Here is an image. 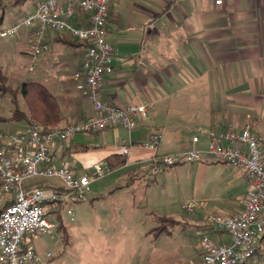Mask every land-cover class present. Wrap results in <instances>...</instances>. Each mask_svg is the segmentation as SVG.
I'll return each instance as SVG.
<instances>
[{
  "label": "crops",
  "instance_id": "obj_1",
  "mask_svg": "<svg viewBox=\"0 0 264 264\" xmlns=\"http://www.w3.org/2000/svg\"><path fill=\"white\" fill-rule=\"evenodd\" d=\"M106 30L115 49L114 69L104 75L101 97L117 106L151 101L149 118L130 131L116 126L77 133L69 142L55 143L50 147L49 164L68 165L80 175L94 162L106 164L105 159L115 154L124 162L113 170L142 174L153 156L193 146L205 148L208 136L202 130L221 129L229 123L238 128L248 124L250 132L260 138L264 155V0H222L220 4L215 0H110ZM20 35L31 40L29 30ZM58 35L69 37L74 45L64 43ZM48 42L50 55L57 58L55 76L60 80L56 95L62 119L57 127H64L94 113L73 79L83 44L66 33L52 31ZM193 109L199 111L193 113ZM154 131L160 135L159 144L150 149L143 143ZM187 131H192L190 138ZM193 136H198V142H192ZM122 143L130 145L128 155L120 153ZM202 161L223 192L211 198L204 206V216H194V222L169 216L164 232L173 233L182 224L184 230L191 226L214 240H228L225 232L207 223L206 216L237 213L247 180L224 161ZM29 183L62 186L56 178H35ZM93 189L92 183L86 202L102 197L101 191ZM65 206L46 203L49 218L62 222ZM199 239L181 264H200ZM244 264H264V235L256 242L255 255Z\"/></svg>",
  "mask_w": 264,
  "mask_h": 264
},
{
  "label": "built area",
  "instance_id": "obj_2",
  "mask_svg": "<svg viewBox=\"0 0 264 264\" xmlns=\"http://www.w3.org/2000/svg\"><path fill=\"white\" fill-rule=\"evenodd\" d=\"M110 0H36L31 12L0 28V38L31 31V54L36 56L50 45L48 33H66L83 44L81 60L73 73L76 90L91 103L93 115L60 128H46L31 121L23 132L0 130V264H52V254L43 255L27 246L30 236L49 232L57 223L48 216L46 203H75L87 200L93 181L113 168L94 162L87 172L76 175L73 168L49 164L50 147L69 142L77 133H96L121 126L130 131L149 118L151 101L117 106L101 97L104 75L113 72L115 49L107 40L106 24ZM216 4L222 0H215ZM32 69V65L29 66ZM208 136L205 148L153 156L149 172L155 175L164 166L216 159L226 162L247 180V190L238 199L240 210L233 215L208 214L206 221L225 232L228 240H214L207 233L199 239L200 264H244L256 253V242L264 235V158L260 138L248 124L238 128L227 124L221 129L202 130ZM160 135L154 131L143 143L156 149ZM198 142V136L192 137ZM130 145L119 151L128 155ZM56 178L62 186L28 185L31 179ZM197 204L187 202L182 209L192 214ZM68 214L72 210L66 209Z\"/></svg>",
  "mask_w": 264,
  "mask_h": 264
},
{
  "label": "rangeland",
  "instance_id": "obj_3",
  "mask_svg": "<svg viewBox=\"0 0 264 264\" xmlns=\"http://www.w3.org/2000/svg\"><path fill=\"white\" fill-rule=\"evenodd\" d=\"M35 1L13 5L12 0H0L4 5V11L0 7V28L22 18L34 8ZM31 42L22 35L0 38V67L6 83L18 91L23 82H38L57 94V58L49 50L32 55ZM17 91L16 103L11 92L0 95V117L6 118L0 120V129L6 132L22 131L26 126L23 117H12L15 106L22 111L27 109L25 99ZM187 134L190 138L192 131ZM213 174L203 161L164 166L155 175L150 174L149 168L143 169L142 174L132 171L127 175L115 169L92 182V191H101L102 197L90 203L66 205L61 218L65 228L30 236L27 246L41 255L50 252L52 264H181L202 233L191 226L184 230L182 224L174 227L173 233L164 232L167 218L192 222L196 215L202 218L204 206L223 192ZM189 201L197 204L192 214L181 207ZM67 207L71 214L66 212Z\"/></svg>",
  "mask_w": 264,
  "mask_h": 264
},
{
  "label": "trees",
  "instance_id": "obj_4",
  "mask_svg": "<svg viewBox=\"0 0 264 264\" xmlns=\"http://www.w3.org/2000/svg\"><path fill=\"white\" fill-rule=\"evenodd\" d=\"M24 2H26V0H12V4L15 5L22 4ZM0 7L2 8L1 10L4 11V5L0 3ZM58 38L68 45H74L73 41L67 36L58 35ZM80 45L82 46V44ZM6 81L7 78L2 71V68L0 67V95L5 93L6 91L11 92L14 95L13 101L14 103H16L15 93L17 90L12 89V87L8 85ZM18 91L21 92L23 98L25 99L27 109L26 111H22L18 108V106H15V111L12 117H23L27 123L36 121L44 125L48 129L60 128L57 126L62 119V111L60 108V103L58 101V96L56 94L51 92L45 85L31 81L23 82ZM3 119L5 120L6 118L0 117V120ZM105 160L106 164L112 168L124 162L123 157H119L115 154L107 157ZM28 185L34 184L28 183ZM161 221L165 220L162 219ZM62 227V222L58 221L56 228L59 229Z\"/></svg>",
  "mask_w": 264,
  "mask_h": 264
}]
</instances>
